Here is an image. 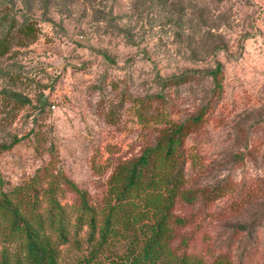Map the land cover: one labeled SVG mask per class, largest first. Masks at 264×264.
<instances>
[{"label":"rangeland","instance_id":"374dc122","mask_svg":"<svg viewBox=\"0 0 264 264\" xmlns=\"http://www.w3.org/2000/svg\"><path fill=\"white\" fill-rule=\"evenodd\" d=\"M8 30L4 180L47 164L96 204L116 165L182 122L170 245L201 262L264 264V0H0V37ZM61 186L67 260L86 251L88 228L75 247L76 195Z\"/></svg>","mask_w":264,"mask_h":264},{"label":"trees","instance_id":"16d2710c","mask_svg":"<svg viewBox=\"0 0 264 264\" xmlns=\"http://www.w3.org/2000/svg\"><path fill=\"white\" fill-rule=\"evenodd\" d=\"M15 30L21 35L33 33L29 24ZM10 36L8 30L0 37V53L9 46ZM219 69L216 64L210 73ZM182 126V122L174 125L135 158L116 165L96 204L89 202L84 189L47 164L40 173L13 184L0 175V264H199V257L176 253L170 245L171 207L176 195L185 196L178 153ZM64 182L76 195L71 203L75 247L81 245L75 233L84 223L88 228L86 251L67 260L61 256L60 245L69 240L70 225L56 198ZM42 201L47 206L40 208ZM120 241L126 246L117 253L112 248ZM200 264L230 261L222 255Z\"/></svg>","mask_w":264,"mask_h":264}]
</instances>
